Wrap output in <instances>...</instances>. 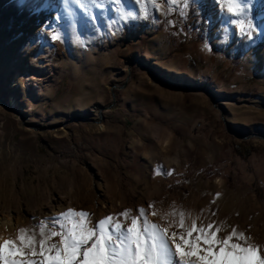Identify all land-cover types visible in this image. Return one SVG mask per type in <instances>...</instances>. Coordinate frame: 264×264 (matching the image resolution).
I'll return each instance as SVG.
<instances>
[{
    "label": "rangeland",
    "instance_id": "obj_1",
    "mask_svg": "<svg viewBox=\"0 0 264 264\" xmlns=\"http://www.w3.org/2000/svg\"><path fill=\"white\" fill-rule=\"evenodd\" d=\"M100 1L79 29L43 13L0 33V217L38 241L35 226L53 227L61 197L71 198L62 212L99 205L94 224L107 206L150 217L153 203L177 222L184 211L186 226L215 213L223 235L235 227L264 247V34L254 42L264 0H241L239 15L221 0H120L125 14L119 0ZM141 63L216 101L153 81Z\"/></svg>",
    "mask_w": 264,
    "mask_h": 264
},
{
    "label": "snow or ice",
    "instance_id": "obj_2",
    "mask_svg": "<svg viewBox=\"0 0 264 264\" xmlns=\"http://www.w3.org/2000/svg\"><path fill=\"white\" fill-rule=\"evenodd\" d=\"M78 2L83 6L97 0ZM151 2L157 4V0ZM221 3L227 4L229 12L239 15L243 11L241 0ZM240 26L243 30L242 22ZM157 174H161L159 169ZM148 207L152 216L165 221L177 215L176 211L162 215L153 203ZM178 215L176 227L180 232L171 230L172 221L162 224L150 220L144 207L138 208L136 215L131 210L122 211L123 222L108 215L95 224L87 211L68 208L51 218L52 228L47 227V220L35 226L39 229L38 241L35 232L29 234L26 228L18 230L16 239L0 237V264H264V255L258 254L259 246L248 243L250 237L244 232L233 227L221 236L225 231L223 225L210 222L198 226L196 219H192L191 226H186L185 212L179 211ZM53 237H59L58 242H51ZM17 254L25 258H18Z\"/></svg>",
    "mask_w": 264,
    "mask_h": 264
},
{
    "label": "bare ground",
    "instance_id": "obj_3",
    "mask_svg": "<svg viewBox=\"0 0 264 264\" xmlns=\"http://www.w3.org/2000/svg\"><path fill=\"white\" fill-rule=\"evenodd\" d=\"M27 2H29V0H0V27H1L0 33L1 34L7 30L6 25L8 24L9 21H13V19H15V18L28 19L34 15H36L37 18H39V17H41V14H43V13H45L46 16H53L55 22H59L60 20L63 21L64 19H67L68 23L66 25L73 24L79 29V28H81V23H80L81 18L80 17L84 13V11L87 10L90 13H94L95 10L97 9V7L100 5L101 1L97 0V2L94 4L93 3H87L83 6L80 2H78V0H67V3L65 2V0H39V1L35 2L32 6L26 5ZM107 2H109V1H107ZM112 2H113V0H110V2H109L110 5L112 4ZM119 2L121 3L120 0H119ZM109 3H108V5H109ZM105 5H107V4H105ZM246 9H248L247 6L243 9L242 12L247 11ZM121 10H122V14L127 13L126 12L127 6H124L123 3H121ZM96 20L97 19L94 16L92 21L96 23ZM263 34H264V12H262V14L258 18H256L254 42L256 40L260 39ZM258 43L260 45L257 48L256 58L257 59L261 58L264 61V41H258ZM26 72L27 73L25 75V78L28 79L27 81H32V77L30 75V72L28 70ZM180 84H183V79H181ZM9 104L12 107H15V108L18 107V102H17V99L15 96H10ZM158 180L164 181L165 178L162 176V177H159ZM60 201L65 202V203H63L62 205H59L58 208L53 206L50 210V218H53V217L59 215L65 208H67L66 205L67 206L70 205L71 198L67 199V197L66 198L61 197ZM99 207L100 206L99 205L96 206V204L91 205L90 211L87 210L88 213H90V216H92V214L95 212L97 213ZM107 207L109 209V211L106 212L107 216L108 215L115 216L124 210H128V209H124L125 207L122 205V203H120L119 205L116 204V205H113L111 207L110 206H107ZM75 210H77V209L75 208ZM77 211H79V210H77ZM207 213H208V211H207ZM131 214L136 215L137 213L135 212V210H131ZM208 215H210V219H209L210 222L218 225V222H220L219 221L220 218H218V217L215 218L214 215H212L210 212L208 213ZM105 217H106V215H105ZM149 219L154 221V222L162 223L160 221V219H154L152 216H150ZM176 220H177V218H173V216H169L168 221H166V222L167 223L169 221L174 222L173 228L171 230H175L177 232H180L178 230V228L175 227L179 223ZM163 221H165V220H163ZM22 222H23L22 220L17 219V221H15L13 223V222H9V219L6 218V216L0 217V237H2L3 239H16V237L18 235V230H19ZM92 222L94 224V221H92ZM185 222H187L186 219H185ZM162 224H164V223H162ZM221 225H223L225 227V230H226V224H224V221H223V223L220 222L219 226H221ZM224 233H225V231H222L220 233V235L222 236ZM58 240L59 239H56L55 242H58ZM250 244L258 245L259 246V253L258 254L264 255V247L259 244V241L257 239L253 238L250 241ZM5 252L7 254V249H5Z\"/></svg>",
    "mask_w": 264,
    "mask_h": 264
},
{
    "label": "water",
    "instance_id": "obj_4",
    "mask_svg": "<svg viewBox=\"0 0 264 264\" xmlns=\"http://www.w3.org/2000/svg\"><path fill=\"white\" fill-rule=\"evenodd\" d=\"M131 64H132V62L129 64V66H131ZM141 65L148 71V73L150 74V77H151V79L153 80V81H155V82H163V83H166V84H168L170 87H172V88H174V89H181V88H188V89H190V90H195V91H205V92H207L206 90H204V89H202V88H200V87H196V88H192V87H190V86H185V85H183V86H174L170 81H167V80H164V79H156L155 78V76H154V74H153V71L152 70H150L149 68H147L143 63H141ZM128 78L130 77V70L128 71ZM115 88H118V86L117 85H114L113 86V89H115ZM208 93V92H207ZM209 95H211L213 98H214V100L216 101V98L214 97V95L213 94H211V93H208ZM112 96H113V98L115 99V97H116V93L113 91L112 92ZM3 102L8 106V104L6 103V101H4L3 100ZM216 104V103H215ZM103 109L104 108H100L99 110H98V116H99V120H101L102 119V111H103ZM220 110L222 111V108H220ZM16 111V110H15ZM16 113H18L17 111H16ZM20 115V114H19ZM79 119H81V120H84V121H91L90 119H88V118H79ZM75 120H78V118H76ZM245 138V137H244Z\"/></svg>",
    "mask_w": 264,
    "mask_h": 264
},
{
    "label": "trees",
    "instance_id": "obj_5",
    "mask_svg": "<svg viewBox=\"0 0 264 264\" xmlns=\"http://www.w3.org/2000/svg\"><path fill=\"white\" fill-rule=\"evenodd\" d=\"M190 67H191L193 70L196 71V67H194L193 65H190ZM253 80H255L254 77H253Z\"/></svg>",
    "mask_w": 264,
    "mask_h": 264
}]
</instances>
